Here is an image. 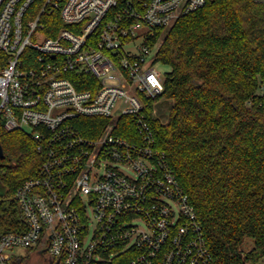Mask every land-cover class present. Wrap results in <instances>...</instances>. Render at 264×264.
Returning a JSON list of instances; mask_svg holds the SVG:
<instances>
[{"label": "built area", "instance_id": "built-area-1", "mask_svg": "<svg viewBox=\"0 0 264 264\" xmlns=\"http://www.w3.org/2000/svg\"><path fill=\"white\" fill-rule=\"evenodd\" d=\"M208 1L44 0L30 14L35 0H0V113L43 157L16 192L25 229L0 235V264L14 246L58 264L211 263L148 114L165 90L148 40ZM87 118L102 122L88 130Z\"/></svg>", "mask_w": 264, "mask_h": 264}, {"label": "trees", "instance_id": "trees-1", "mask_svg": "<svg viewBox=\"0 0 264 264\" xmlns=\"http://www.w3.org/2000/svg\"><path fill=\"white\" fill-rule=\"evenodd\" d=\"M43 4L35 0L29 13ZM161 36L156 60L171 66L161 98L171 105L164 122L153 113L155 100L150 104L155 145L203 223L209 264H258L264 257V0H209L171 27L155 29L148 42ZM7 58L0 50V70ZM4 122L0 113V235L25 229L16 192L43 159L32 136L7 130ZM101 122L87 118L84 127ZM118 132L127 134L124 127ZM247 238L254 245L243 253Z\"/></svg>", "mask_w": 264, "mask_h": 264}, {"label": "rangeland", "instance_id": "rangeland-1", "mask_svg": "<svg viewBox=\"0 0 264 264\" xmlns=\"http://www.w3.org/2000/svg\"><path fill=\"white\" fill-rule=\"evenodd\" d=\"M172 26V25H171ZM168 26L166 28H169ZM163 36H161L157 42L161 44ZM136 45L140 43V40L135 41ZM133 45H128L127 48H131L133 50ZM135 50V49H134ZM156 52V51H155ZM153 57V56H152ZM151 57V59H152ZM154 67L161 72L163 76L166 75L167 72L171 70V66L168 64H164L161 61L153 62ZM171 101L167 102L164 98H158L153 102V113L156 117H160L162 121L167 122L168 120V111L170 109ZM30 127H28L29 129ZM5 188L0 186V192L3 193ZM254 245L253 238H247L243 245V253L249 251ZM42 248L39 247H26V246H14L8 249V252L12 253V264H47L48 258L51 257L48 251L42 252ZM258 264H264V257L259 260Z\"/></svg>", "mask_w": 264, "mask_h": 264}, {"label": "flooded vegetation", "instance_id": "flooded-vegetation-1", "mask_svg": "<svg viewBox=\"0 0 264 264\" xmlns=\"http://www.w3.org/2000/svg\"><path fill=\"white\" fill-rule=\"evenodd\" d=\"M47 264H54V260L52 256L48 258Z\"/></svg>", "mask_w": 264, "mask_h": 264}, {"label": "water", "instance_id": "water-1", "mask_svg": "<svg viewBox=\"0 0 264 264\" xmlns=\"http://www.w3.org/2000/svg\"><path fill=\"white\" fill-rule=\"evenodd\" d=\"M0 155L3 156V148L1 146V144H0ZM54 264H58V261L56 263H54Z\"/></svg>", "mask_w": 264, "mask_h": 264}]
</instances>
